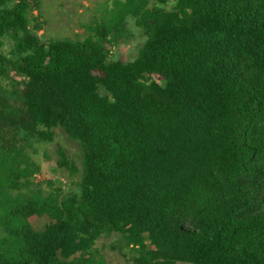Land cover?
I'll return each instance as SVG.
<instances>
[{
  "label": "trees",
  "instance_id": "trees-1",
  "mask_svg": "<svg viewBox=\"0 0 264 264\" xmlns=\"http://www.w3.org/2000/svg\"><path fill=\"white\" fill-rule=\"evenodd\" d=\"M167 1L43 39L36 0H0V264H96L112 233L135 264H264V0ZM128 15L147 38L110 58ZM58 128L78 190L35 192L29 148Z\"/></svg>",
  "mask_w": 264,
  "mask_h": 264
},
{
  "label": "rangeland",
  "instance_id": "rangeland-1",
  "mask_svg": "<svg viewBox=\"0 0 264 264\" xmlns=\"http://www.w3.org/2000/svg\"><path fill=\"white\" fill-rule=\"evenodd\" d=\"M120 0H36L42 12L44 20L43 31L39 34L43 39L74 37L82 38L89 35L95 27L110 24L117 19V10ZM150 6L160 4L159 0H149ZM174 2L168 0L165 7L171 8ZM35 6L32 14L36 16L39 10ZM126 28L120 39L110 47V58L123 60L134 59L142 44L146 40L143 28L136 24L132 15L127 16ZM1 84L6 85L4 78ZM7 86V85H6ZM32 164L35 168L31 178V187L37 192L46 194L49 190L60 186L63 191L78 190L82 163L80 145L71 140L61 129H56V137L53 141H34L29 148ZM63 153L69 161L76 165V171L72 172L67 166L60 165ZM8 165L0 164V178L8 176ZM49 182L54 187L49 186ZM39 189V188H38ZM48 219L31 217L35 224H44ZM137 248L127 244L124 236L119 233L105 234L94 245L96 264H135Z\"/></svg>",
  "mask_w": 264,
  "mask_h": 264
},
{
  "label": "crops",
  "instance_id": "crops-1",
  "mask_svg": "<svg viewBox=\"0 0 264 264\" xmlns=\"http://www.w3.org/2000/svg\"><path fill=\"white\" fill-rule=\"evenodd\" d=\"M36 16H38L40 20H44V17H43L42 12L40 10L36 11ZM40 31H43V29Z\"/></svg>",
  "mask_w": 264,
  "mask_h": 264
},
{
  "label": "built area",
  "instance_id": "built-area-1",
  "mask_svg": "<svg viewBox=\"0 0 264 264\" xmlns=\"http://www.w3.org/2000/svg\"><path fill=\"white\" fill-rule=\"evenodd\" d=\"M42 30V29H41ZM39 33V32H38Z\"/></svg>",
  "mask_w": 264,
  "mask_h": 264
}]
</instances>
